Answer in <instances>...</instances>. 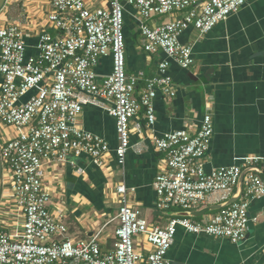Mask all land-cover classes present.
Segmentation results:
<instances>
[{
    "label": "built area",
    "instance_id": "built-area-1",
    "mask_svg": "<svg viewBox=\"0 0 264 264\" xmlns=\"http://www.w3.org/2000/svg\"><path fill=\"white\" fill-rule=\"evenodd\" d=\"M126 2L142 18V48L167 57L159 63V75L147 79L139 97L136 92L141 78L128 75L126 70L125 6L121 0H110V6L95 9L87 0H51L54 11L49 21L60 32L57 36L43 33L36 56L26 55L21 24H0V134L5 127L17 133L1 146L0 156L10 167V190L25 215L21 234L0 230V264H175L167 254L178 227L190 233L226 237L234 243L246 238L250 202L264 195V171L255 166L254 158H246L241 166L205 170L203 159L214 133L210 112L193 132L179 129L154 137L155 147L166 157V168L156 176L153 186L162 210L178 207L193 211L212 199L223 203L240 186L244 174L239 200L222 207L207 222L173 216L165 226H152L139 209L129 205L126 185H119L122 204L117 241L113 251L103 254L99 234L73 242L64 236V215L51 212L53 194L44 185L46 165L82 154L102 165L110 150L108 141L79 126L84 106H100L116 118L115 153L123 164L131 148L134 117L144 109L148 124L153 125L158 93L176 94L169 59L186 69L194 65L193 47L182 44V32L194 27L201 35L207 34L249 0ZM174 12L180 15L160 25L147 22ZM109 54L113 71L100 78L94 67ZM35 89L36 93L24 100ZM141 128L136 125V129ZM57 235L63 238L57 239ZM141 235L151 246L147 255L136 249V238Z\"/></svg>",
    "mask_w": 264,
    "mask_h": 264
},
{
    "label": "crops",
    "instance_id": "crops-1",
    "mask_svg": "<svg viewBox=\"0 0 264 264\" xmlns=\"http://www.w3.org/2000/svg\"><path fill=\"white\" fill-rule=\"evenodd\" d=\"M198 1L204 3L206 0ZM20 2L7 0L8 5L5 4L0 12V24H21L27 44L26 55L36 56L41 35L47 32L57 36L60 32L49 21L54 8L51 0H26L21 12ZM87 3L94 9L110 6V0H87ZM124 6L126 70L128 75L141 78L136 92L139 97L146 88L147 79L159 75V63L167 57L142 48L143 37L139 30L142 18L134 6L127 2ZM179 15L174 12L154 16L147 22L160 25ZM180 41L192 45L194 65L186 69L169 59L176 94L169 97L158 93L154 99L156 121L153 125L148 124L144 109L134 117L131 148L123 164L118 162L115 153L118 146L116 118L100 106L86 105L78 118L79 126L108 141L110 150L104 163L98 165L89 154H82L46 165L44 185L53 194L50 210L54 215H64L67 227L64 236L73 242L89 240L99 234L102 253L114 250L122 204L119 185H126L129 205L139 209L152 226H165L173 217L172 212L184 211L178 207L168 211L158 207L153 186L156 176L166 168V157L155 147L154 137L179 129L193 132L208 112L213 116L214 133L203 159L205 170L241 166L246 158H254L255 166L264 171V0H249L207 34L201 35L194 27H189L180 35ZM94 70L100 78L111 74L112 56H103ZM2 80L0 76V85ZM36 91H31L24 100ZM137 124L142 126L140 130L136 129ZM2 131V145L17 134L12 127ZM10 172L9 165L2 161L0 230L19 235L25 215L10 190ZM239 194L240 186H236L228 200ZM213 200L194 210L220 204ZM116 204L118 207H114ZM221 209L190 218L204 223ZM249 215L246 238L238 243L178 227L167 257L175 264H264V195L250 202ZM136 249L147 255L151 246L145 236L136 238Z\"/></svg>",
    "mask_w": 264,
    "mask_h": 264
},
{
    "label": "water",
    "instance_id": "water-1",
    "mask_svg": "<svg viewBox=\"0 0 264 264\" xmlns=\"http://www.w3.org/2000/svg\"><path fill=\"white\" fill-rule=\"evenodd\" d=\"M6 2H7V0H0V12L4 8ZM243 175L244 174H242V176H241L240 184H239L240 185V194H241V192L243 190V185H242L243 184ZM1 177H2V161H1V156H0V181H1ZM240 194H239V196H240ZM238 197L237 198H233L232 200H228L226 202L217 204L215 206L205 207L204 209L202 208L200 210L181 211V212H176V213L172 212L171 214H173L172 216L198 217V216L204 215L209 210L216 209V208H222L224 206H227V205L233 203L234 201H237Z\"/></svg>",
    "mask_w": 264,
    "mask_h": 264
},
{
    "label": "rangeland",
    "instance_id": "rangeland-1",
    "mask_svg": "<svg viewBox=\"0 0 264 264\" xmlns=\"http://www.w3.org/2000/svg\"><path fill=\"white\" fill-rule=\"evenodd\" d=\"M121 1H122V3H125L127 0H121ZM23 2L26 4V0H21V2L19 3L20 6L18 7V8L20 9L21 12H22V10L24 9V8L21 6V5L23 4ZM7 5H8V4H6V6H7ZM6 6H5V7H6ZM5 7H4V8H5ZM18 12H19V11L17 10V11H16V14H17ZM10 15H12V14H10ZM9 17H10V16H9ZM2 143H3V141H2V138H1V139H0V148H1ZM3 163L5 164V162H3ZM3 168H4V173H6V172H5V171H6V170H5V166H4ZM114 207H118V204L114 205Z\"/></svg>",
    "mask_w": 264,
    "mask_h": 264
},
{
    "label": "trees",
    "instance_id": "trees-1",
    "mask_svg": "<svg viewBox=\"0 0 264 264\" xmlns=\"http://www.w3.org/2000/svg\"><path fill=\"white\" fill-rule=\"evenodd\" d=\"M125 40H126V37H125Z\"/></svg>",
    "mask_w": 264,
    "mask_h": 264
}]
</instances>
